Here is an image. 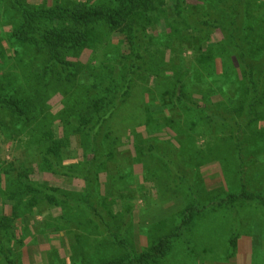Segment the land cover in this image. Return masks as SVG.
<instances>
[{
  "label": "rangeland",
  "instance_id": "rangeland-1",
  "mask_svg": "<svg viewBox=\"0 0 264 264\" xmlns=\"http://www.w3.org/2000/svg\"><path fill=\"white\" fill-rule=\"evenodd\" d=\"M25 1L31 8L67 6L72 2ZM9 5L8 0H0V77L7 75L5 80H0V89L28 100L31 121L21 132L19 128L22 125L13 126L10 117L0 112V119L10 126L8 133L0 129V172L2 178L6 179V171L12 176L18 173V167L23 166L32 173L30 179L34 183L42 186L50 184L62 192L68 191L73 200L67 203L59 200L58 204L39 200V212L28 215L25 219L18 218L13 226L2 231L0 238L3 246L7 253L10 248L14 251L13 257L17 264H102L111 259L128 260L142 250H149L155 241L168 232L173 240V245L168 249L170 251L157 262L149 264H172L176 260L182 264H264L263 205L248 202L238 203L230 208L219 207L218 204L204 208L212 201L220 200L221 195L228 194L231 189L230 192H238L240 182L243 181L248 182L249 191L264 196V131H261L264 120L257 119L256 124H247L238 134L242 140L240 146L246 145L245 151L247 149L248 153H252L245 156L242 166L235 157L238 146L233 134L239 132L236 128L225 125L208 130L209 127H202L199 122L201 114L197 113V118H194L181 105L167 107L162 111V102L159 101L157 92L145 93L143 98L148 101L146 106L133 94L129 111L135 110L134 113L138 115L136 121L139 125L135 132L143 136L140 143L144 142V137L156 138L160 154L167 153V157H142L143 160L139 159L137 163L131 164L126 162L130 157H116V161L121 162L123 167L116 170L121 172L120 176L112 181L113 185L122 189L116 194L110 191L113 185L108 187L106 184L107 175L100 173L97 182L99 202L109 211V224L102 226L101 233L95 225L85 220L87 217L81 210L84 204L91 209L97 201L95 194L88 198L86 193L88 186L93 188L96 181L91 178L92 174H83L85 169L91 170V166L82 168L85 157L78 143L83 138L63 125L57 116L64 105V99L71 97L74 104L76 100H80L75 109L82 111L89 100L100 95L99 92L112 83L106 70L107 62L115 66L114 74L117 79L122 69L121 66L118 69L117 63L121 60L118 56L123 48H127H122L118 41L119 35L106 38L102 31L103 36H97L105 39L100 42L101 51H97L99 46H90L87 41L80 47L65 52L63 63L56 67L53 76V72L49 73L47 70L49 56L45 52L37 51L29 43L18 44L13 49L9 47L10 30L17 26L20 19L16 11L6 9ZM4 12L5 15L2 16ZM49 24L51 25L44 24V27L57 25V22ZM143 36L147 37L144 43L153 40L157 52L153 55L157 57L153 61L163 69L165 77L172 75L170 71L174 72L173 75L178 71H191L192 59L188 58L190 52L182 53L171 44V38L177 34L167 31V26L164 27L162 22L151 26ZM61 65H72L67 70L69 80L56 79L59 71L64 73ZM195 73L199 71L196 70ZM196 78L190 75L186 85L195 87L203 83L199 75ZM169 96L171 95L167 94V104L173 102ZM213 98L217 101L220 95L216 93ZM262 106L264 107V99ZM147 121L157 128L150 134ZM187 123L192 128L186 127ZM51 127L59 136L57 138L72 141V156L67 155L65 148L60 152L65 156L63 164L67 165L65 171L69 174H52L41 169L42 157L40 161L39 152L41 149H49L55 141V138L51 141L46 136ZM34 128V134L38 133L40 138H37L38 135L34 137ZM118 149L120 152L130 153L134 147L132 142L125 141ZM249 157L254 159L247 160ZM79 169L83 177L71 172ZM243 171L245 180L241 177ZM3 179L0 183V220L11 209L9 203L3 204L7 197L4 193L11 192L9 187H5ZM128 179L132 183L129 184ZM63 195L65 193L59 194L61 197ZM30 199L37 201L32 196ZM191 205L201 209H196L194 215L190 216V224L184 225L182 222L188 216V213L184 215V211ZM254 205L258 207L255 208ZM233 220L241 221V224L246 221V227L238 226L246 233L234 235V245L232 241L228 243L229 236L225 234ZM21 236L24 240L20 241L17 238ZM229 254H235L240 263ZM0 264H5L1 258Z\"/></svg>",
  "mask_w": 264,
  "mask_h": 264
},
{
  "label": "trees",
  "instance_id": "trees-1",
  "mask_svg": "<svg viewBox=\"0 0 264 264\" xmlns=\"http://www.w3.org/2000/svg\"><path fill=\"white\" fill-rule=\"evenodd\" d=\"M8 11H16L20 17L17 26L10 30L9 47L17 48L18 44L29 43L39 52H45L48 56V72H54L56 67L63 63V55L71 49L78 48L87 41L90 46H99L105 37L119 35L118 41L122 44L123 52L119 53L121 59L119 76L115 77L113 63L107 62L106 70L110 79L100 95L87 102L83 110H77L71 97L64 99V105L59 111L58 118L63 125L81 136L83 140L78 143L81 147L85 161L82 168L91 166L83 174L91 176L96 183L93 188L86 191L87 197L95 194L96 203L90 207L84 204L81 210L87 217V222L95 225L102 233V226L109 224V211L102 203L97 193V182L100 173L107 175V182L112 186V181L120 176L122 163L116 161V157H130L127 163L143 160L142 157L157 155L167 157V153L160 154L159 142L156 138L144 137L136 134V121L138 115L129 111L132 103V95L140 99L143 106L148 104L143 98L145 93H158L159 101L162 103V111L167 107L179 106L188 109L192 117L197 118L201 114L200 124L202 127L228 126L236 128L239 132L233 134L237 147L236 160L242 165L248 150L238 135L247 124L264 120V0H72L70 5H58L55 7L32 6L25 0H8ZM6 10V11H7ZM10 12V13H11ZM5 15V12L2 16ZM57 22V25L44 27V24ZM167 26V31H173L177 36L171 38V44L180 49L182 53L190 52L192 59L191 71L183 73L178 71L176 75L165 77L163 69L156 65L157 52L153 40L144 43L147 38L143 36L154 24L161 23ZM101 30V31H99ZM101 32V33H97ZM143 36V37H142ZM123 63V64H122ZM122 64V65H120ZM62 73L56 75L58 81L69 80L72 65H61ZM117 69V70H118ZM199 73H195V71ZM194 74H190V73ZM190 75L196 78L200 76L203 83L195 87L186 85ZM7 75L1 76L5 80ZM114 79V80H113ZM197 79V78H196ZM1 84V83H0ZM220 95L219 100L213 98L214 94ZM167 94L173 100L167 104ZM52 95V93H51ZM171 97V98H170ZM70 100V101H69ZM130 101V102H129ZM68 102V105L66 103ZM130 103V104H129ZM174 104V105H173ZM149 111V108H146ZM259 111V113H258ZM0 112L10 117V123L21 127L22 132L31 121V106L27 99L16 96L10 92L0 89ZM152 112V111H151ZM150 113V117H151ZM189 122L191 120H188ZM52 122L50 121L49 124ZM150 128L148 134L154 129L147 121ZM186 127L192 128L189 123ZM12 127V126H11ZM13 128V127H12ZM0 129L8 133L10 129L6 121L0 119ZM14 130V128H13ZM67 131V129L65 128ZM36 129H33V134ZM263 133L264 127H261ZM261 133V132H260ZM38 135V136H37ZM40 135L34 134V137ZM47 138L55 141L49 149H41V169L48 172L69 174L67 165L61 149L65 148L67 155L72 156V141L65 138H57L51 129L46 133ZM123 141V142H122ZM132 142L133 151L120 152L118 147L124 142ZM66 155V156H67ZM262 157V154H260ZM254 158L256 155H252ZM253 157L247 160L254 159ZM140 159V160H139ZM239 164V163H238ZM71 166V165H70ZM243 166V165H242ZM71 168V167H70ZM68 168V169H70ZM79 168V167H78ZM243 169V168H242ZM18 173L10 176L6 171V179L2 178L0 172V183L3 179L5 187L10 188V193L4 199V205H11L10 212L0 220V235L3 230L13 226L18 218L25 219L28 215L36 213L37 204L49 202L50 204L67 203L73 200L69 192L50 184L40 185L34 183L30 178L32 173L23 166L17 168ZM63 170V172H60ZM77 176L83 177L80 169L71 171ZM244 171L241 173L242 180L246 177ZM118 179V178H117ZM117 179L115 183H117ZM89 180H87L88 184ZM130 184L132 181L129 179ZM248 182H240L238 192H228L221 195L220 200L212 201L204 208L210 206L227 207L236 204H247L257 202L264 206V196L248 190ZM124 186H122L123 188ZM127 187V186H126ZM125 189V188H123ZM122 190L120 186L113 185L110 189L115 194ZM0 193H2L0 188ZM65 193L64 197L59 196ZM37 199L31 201L30 197ZM127 197V196H126ZM209 206V207H208ZM254 207H258L254 205ZM196 207L191 205L185 213L187 218L192 216ZM64 217V216H61ZM185 220V218H184ZM18 240H24L18 237ZM170 237L166 235L155 241L149 250H142L137 256L127 259H111L102 264H149L157 262L162 258L170 246ZM264 242V239L262 240ZM124 244V243H123ZM235 241L232 240V245ZM125 247H127L125 245ZM129 247V246H128ZM127 247V248H128ZM264 247V244L263 246ZM8 249V248H7ZM6 248L0 238V258L5 264H17L14 251Z\"/></svg>",
  "mask_w": 264,
  "mask_h": 264
},
{
  "label": "crops",
  "instance_id": "crops-1",
  "mask_svg": "<svg viewBox=\"0 0 264 264\" xmlns=\"http://www.w3.org/2000/svg\"><path fill=\"white\" fill-rule=\"evenodd\" d=\"M169 203V202H168ZM194 215V214H193ZM192 215V216H193ZM191 218L192 217H190L189 219L187 218H185V220L182 222V223H185L184 225H188V224H190V221H191ZM246 220V219H245ZM245 224H246V221H243V224H241V221H235V220H233L232 221V223H231V225H230V228L228 229V230H226L225 231V234L226 235H228L229 236V239H228V243H230L232 240H235V236H237L238 234H241V235H245V233L246 232H243V231H241V229H239V227L238 226H240V225H244V227H246L245 226ZM237 229H239L238 231H237ZM167 235H171V233L170 232H168L167 233ZM235 235V236H234ZM140 240H142V237H140ZM171 240V239H170ZM240 243V242H239ZM173 245V240H171V242H170V246H169V248H171V246ZM168 248V249H169ZM239 248H240V245H239ZM244 248V247H243ZM167 249V253L170 251V250H168ZM241 250V249H240ZM240 250H238V252L240 251ZM237 252V253H238ZM235 254H236V252H235ZM235 254H232V255H230L231 257H232V259L234 258H236V259H238V262H239V258L238 257H236V255ZM164 257V256H163ZM240 263V262H239ZM242 263V262H241ZM172 264H182V262L181 263H178V261L176 260V261H173L172 262Z\"/></svg>",
  "mask_w": 264,
  "mask_h": 264
}]
</instances>
